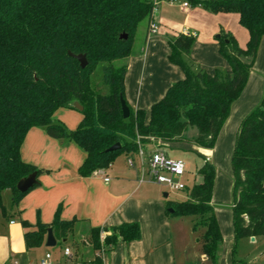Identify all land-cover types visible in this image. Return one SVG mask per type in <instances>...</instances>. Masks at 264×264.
I'll return each instance as SVG.
<instances>
[{
    "label": "trees",
    "instance_id": "1",
    "mask_svg": "<svg viewBox=\"0 0 264 264\" xmlns=\"http://www.w3.org/2000/svg\"><path fill=\"white\" fill-rule=\"evenodd\" d=\"M183 1L210 13H236L249 38L242 47L232 33L221 30L219 52L229 67L209 73L191 57L193 35L170 37L169 61L182 69L184 78L151 106L145 122L146 111L132 109L126 100L125 62H116L130 55L139 23L152 16V0H0V209L5 189L15 204L32 188L18 191V180L41 171L20 156L32 127H43L50 137L83 148L81 176L108 168L121 153L133 154L138 136L143 148L152 141L214 146L255 62L264 35V0ZM71 54H84L88 64L82 68ZM98 66L108 87L105 94L91 84ZM120 97L129 107L128 118L122 116ZM74 102L83 106L82 118L75 129H68L54 121L53 114L58 108L74 107ZM189 128L196 129L193 138H185ZM117 142L119 149L107 150ZM231 169L234 237L264 235V88L258 105L239 124ZM215 172L213 163L203 160L198 169L202 181L187 183L182 191L186 198L166 204L168 214L194 217L192 229L201 231V250L208 264H216L222 242L211 205ZM58 211L50 224L37 222L35 230L25 232L27 249L43 243L48 227L59 242L67 239L76 219H61ZM140 236L138 222H122L91 228L87 241L94 251L105 252L119 241L128 243ZM100 261L93 259L95 264Z\"/></svg>",
    "mask_w": 264,
    "mask_h": 264
},
{
    "label": "crops",
    "instance_id": "2",
    "mask_svg": "<svg viewBox=\"0 0 264 264\" xmlns=\"http://www.w3.org/2000/svg\"><path fill=\"white\" fill-rule=\"evenodd\" d=\"M182 1H158L152 15L158 25L157 33H148L149 18L140 22L133 38L131 53L125 59V97L132 109L146 111L145 122L149 120L151 106L164 96L173 83L184 78L182 69L169 61L170 37L179 33L193 35L195 40L191 57L209 73L215 68L229 67L219 52L217 35L221 30L232 33L242 47L249 38L248 31L239 24L236 13H210L199 6L183 7ZM263 46L264 35L260 41L259 52ZM259 52L256 63L260 71H255L254 62L246 85L232 104L214 146L202 148L190 143L203 160L213 163L216 168L212 206L215 204L213 195L219 176L216 166L230 157L239 123L262 97L264 62L261 61ZM81 118V111L75 107L58 108L53 114L54 121L63 123L68 129H75ZM189 130L192 132L189 138H193L196 131L193 128ZM168 144L152 141L145 149L158 146L166 150ZM130 154L121 153L108 168L96 170L89 176H81L79 168L86 156L84 149L74 141L50 137L43 127H32L22 142L20 156L24 162L41 171L36 176L38 183L15 204L12 203L9 189L2 192L0 264H30L37 262L46 252L52 253L55 264H73V261H67L61 254V248L65 245L72 248L74 259L92 261L94 250L90 243H84L91 228L109 227L122 222H138L141 236L128 243L117 242L112 249L104 252L103 264H182L183 261H188L185 242L194 235L192 227L190 228L189 223L185 224L179 216L167 213L168 200H164L158 190L149 187H158L159 184L139 181L138 157L135 153L132 154L136 158V164L130 167L126 163ZM120 156H123V160H119ZM228 169H225L227 176L224 174L227 178ZM105 177L109 180L104 181ZM200 178L195 183H200L201 175ZM214 206L219 227L223 231L218 215L220 208ZM58 208L59 218L76 219L67 239L59 242L58 249L47 250L46 232L40 246L27 249L25 232L35 230L37 222L50 224ZM195 232L200 236L201 231ZM196 241L200 245L201 262L208 264L201 250L200 239ZM75 243L79 244L77 248Z\"/></svg>",
    "mask_w": 264,
    "mask_h": 264
},
{
    "label": "rangeland",
    "instance_id": "3",
    "mask_svg": "<svg viewBox=\"0 0 264 264\" xmlns=\"http://www.w3.org/2000/svg\"><path fill=\"white\" fill-rule=\"evenodd\" d=\"M240 28L241 30L246 32L245 29H243L242 27ZM261 50H262L260 51L261 61L264 62V46L262 47ZM258 52H259V48L257 51L255 63L259 55ZM124 62H125V58L118 60L116 63L123 64ZM255 71L257 73L260 71L259 66H257V63L255 65ZM91 84H92L93 89L98 93L105 94L108 92V87L103 82L102 77H101L100 66H98L93 72L92 77H91ZM263 88H264V84H263ZM67 121L71 123L70 119H67ZM193 130L194 132L196 131L195 128H193ZM191 136H192V132L188 129V131L185 132V138H189ZM234 142H235V137H234ZM232 145H233L232 147L234 148V143ZM233 148H232L230 157L227 159V161L220 162L219 166H216L218 167L217 170L219 171V174H218L219 176L217 178V185L215 186L216 187L215 195H213L214 202H215L214 204L215 206L214 205L213 206L215 208H220L218 211V215L220 217V220L222 223L221 226L223 229V231H221L220 229L221 234H222V242L220 243L218 247L216 264H264V235L257 236L255 240L253 241L251 240L250 237H244V236H240L237 238L234 237L233 223H232L233 176H232V169H231V156L233 154ZM166 151L168 152L169 156L174 157V158H179L184 161L185 171H186L185 178L187 179V182L189 184L200 181L201 178H200V174L198 173V169L200 165L202 164L203 159L195 150H193L189 142L183 141L182 144L169 143L168 146L166 147ZM122 157L123 156H120L119 160L120 158L123 160ZM227 168H229L228 178L226 177L227 175L225 172L226 171L225 169ZM215 175H216V172H215ZM149 187L152 188L153 190H158V192L160 193V196L166 201L167 200L181 201V200H184V198L186 197V194L184 192L182 191L169 192L168 189L164 186L158 185L157 187V185H152ZM164 192L168 193L167 197L163 196ZM171 215L177 216V217L179 216L176 214H171ZM179 217L182 218L183 221H185V224L189 223L190 228L193 226L194 217L192 216H179ZM188 230L189 229H187V231ZM192 231H189V232H192ZM198 238H199L198 233L194 231V235H192V239L188 238V240L185 242L186 244L185 247L187 248V254H188V261H183L182 264H190V263L191 264L192 263L204 264L200 260V245H199V242L196 241ZM59 245L60 244L58 241V244H56L55 246L46 247V248L47 250L58 249Z\"/></svg>",
    "mask_w": 264,
    "mask_h": 264
},
{
    "label": "built area",
    "instance_id": "4",
    "mask_svg": "<svg viewBox=\"0 0 264 264\" xmlns=\"http://www.w3.org/2000/svg\"><path fill=\"white\" fill-rule=\"evenodd\" d=\"M154 7L152 15L155 11L156 5L159 0H152ZM183 7H189V3L182 1ZM158 25L151 18L148 22V33H157ZM138 144L137 150L134 152L138 157V164L140 166L139 181L140 182H152L162 185L168 189L169 192L183 191L187 182L185 178V163L182 159L171 157L167 154L166 150L161 147H154L152 149H145L139 143V136L136 138ZM126 163L130 167H134L136 164V158L130 154L126 158ZM109 178L105 177L104 181H108ZM103 235H101V239ZM85 244H89L87 240H84ZM61 254L67 261H73V264H95L92 261H83L81 259H74L75 255L72 248L65 245L61 248ZM104 251H94V257H99L101 261L98 264H103L102 257ZM94 259V258H93ZM51 252H46L37 262H31L30 264H55ZM16 264V263H12ZM59 264V263H56Z\"/></svg>",
    "mask_w": 264,
    "mask_h": 264
},
{
    "label": "water",
    "instance_id": "5",
    "mask_svg": "<svg viewBox=\"0 0 264 264\" xmlns=\"http://www.w3.org/2000/svg\"><path fill=\"white\" fill-rule=\"evenodd\" d=\"M218 37H219V34L217 35V38ZM121 38H127V35L122 34ZM225 41H227V40H225ZM71 55L74 56L78 60L80 66L82 68H84L88 64L86 56L84 54H77V55L71 54ZM73 105L76 109H78L80 111L83 110V106L80 103L74 102ZM120 105H121V111H122L123 118H128L130 110H129V107L127 106L125 100L122 97H120ZM120 146H121V144L119 142H117V143L113 144L112 146H110L107 150L108 151L117 150L120 148ZM36 176H37V173L34 171V172L28 174L27 176L19 179L17 184H16L17 190L20 192H26L27 190H29L31 187H33L37 183ZM167 195H168L167 192L163 193L164 197H167ZM172 211H173V209L169 208V212H172ZM46 232H47V235H46V240H45V246H47V247L55 246L56 245V238L53 234L52 228L48 227ZM251 239L254 240V237H251Z\"/></svg>",
    "mask_w": 264,
    "mask_h": 264
}]
</instances>
